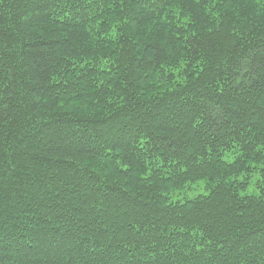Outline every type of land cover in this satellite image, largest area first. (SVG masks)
<instances>
[{"label": "trees", "instance_id": "trees-1", "mask_svg": "<svg viewBox=\"0 0 264 264\" xmlns=\"http://www.w3.org/2000/svg\"><path fill=\"white\" fill-rule=\"evenodd\" d=\"M0 264H264V0H0Z\"/></svg>", "mask_w": 264, "mask_h": 264}]
</instances>
